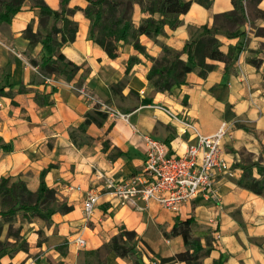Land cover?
<instances>
[{"label": "crops", "instance_id": "crops-1", "mask_svg": "<svg viewBox=\"0 0 264 264\" xmlns=\"http://www.w3.org/2000/svg\"><path fill=\"white\" fill-rule=\"evenodd\" d=\"M45 2L54 10L61 8L60 0ZM86 3V0H68L67 6L83 8ZM243 4L247 21L248 8L264 13V0L251 3L244 0ZM231 8V0H212L208 7L193 1L186 12L179 14L178 26L165 24L163 33L151 38L142 34L139 38L148 54L169 60L170 56L162 51L163 45L180 49L185 41L200 33L202 25H211L215 14ZM37 14L25 2L22 10L0 27V75L7 74L9 80L0 86L11 84L13 92L12 96H0V177L11 181L22 179L33 191L44 182L72 210L54 213L49 224L39 217L27 221L24 227L27 249L1 255L0 264H131L111 250L105 257H98L99 261L94 257L96 251H101L122 230L133 231L138 236L136 247L145 263L184 264L175 259L159 261V257H169L184 249L180 236L162 235V227L169 230L175 216L181 219L191 216L197 225L208 227L209 235L199 240L202 245H209L210 250L201 256L199 264H264V197L238 186L235 181L240 173L235 165L243 160L241 151L250 153L253 160L259 154L264 155V63L262 60L256 66L248 61L252 55L260 57L255 49L263 36L247 35L246 46L238 50L228 69L223 61L206 58L205 62L211 63L212 68L205 76H200L195 66L187 73L186 83L166 93L152 89L147 83L145 73L150 62L142 54L137 53L141 62L130 68L128 78H123L122 57L111 58L93 42L89 19L76 10L70 17L77 22L75 39L61 51L81 67L80 76L69 82L52 76L47 82L29 65H24L25 60L29 62V56H37L41 51L39 43H29L22 35L28 23L37 28ZM136 14L140 16L137 9ZM252 19L264 26L260 16L254 14ZM216 37L222 52L239 38L221 34ZM120 49L126 52V57L132 54L129 44L121 42ZM181 57L185 59L186 54ZM77 79L100 100L111 102L121 113H128L127 120L95 113L89 102L67 86ZM118 80L121 85L115 93L111 86ZM37 92L48 95L50 103H37ZM153 102L169 106L203 134H211L221 122L228 124L231 137L224 141L222 153L236 170L233 176L216 180L219 203L198 196L175 213L151 201L139 200L136 207L121 205L105 193L106 177L118 180L141 171L144 156L141 132L162 140L168 154H178L194 141L189 132L179 133L180 126L175 120L145 105ZM87 114L92 116V121L84 125V134H80L77 127ZM70 127L75 128L72 134L76 142L71 138ZM70 186H79L80 190H71ZM88 189L102 195L86 219L82 201ZM36 221L44 230L40 238L35 228L31 229ZM152 230L159 235L153 236L155 240L150 238ZM77 235L86 241L82 250L73 242L64 243ZM59 245L61 248H56Z\"/></svg>", "mask_w": 264, "mask_h": 264}, {"label": "trees", "instance_id": "trees-1", "mask_svg": "<svg viewBox=\"0 0 264 264\" xmlns=\"http://www.w3.org/2000/svg\"><path fill=\"white\" fill-rule=\"evenodd\" d=\"M193 1L208 7L212 0H86V6L83 8L68 7V0H60V10L52 9L45 0H0V26L3 23L8 24L14 14L22 10L25 2H29L30 8L38 12V26L33 29L32 22L28 23L22 35L29 43L41 45L40 54L29 56V62L36 67L37 74L42 79L56 76L71 81L80 76L81 67L67 59L61 48L74 41L78 27L77 22L70 17L76 10H81L90 21L91 39L103 48L107 55L113 57L115 50V45L108 41L109 37H115L118 41L129 44L133 49L134 53L129 54L125 60L123 78H128L130 68L141 62L137 54L139 53L150 62L145 73L149 86L156 91L170 93L186 83L187 73L195 66L198 67V74L205 76L212 68L211 63L205 62L206 58L223 61L225 69H228L234 62L238 50L244 48L243 31L239 29L247 21L244 0H231V10L215 14L211 25H202L200 33L185 41L180 49L163 45L162 51L170 56L169 60L148 54L139 36L143 34L151 38L161 34L165 24L172 28L178 26L179 14L186 12ZM246 1L251 3L258 0ZM136 9L140 16L135 22ZM258 14L264 15L263 12ZM223 18L233 23L235 27L222 33L216 20ZM220 34L227 37L239 36V38L222 52L219 49L220 40L216 37ZM184 53L185 59L181 57ZM248 61L252 65L259 66L262 59L252 55ZM115 85H121V82H116ZM6 87L8 89H5ZM11 87V84L0 86V96H12ZM35 100L39 104L50 103L48 95L38 92L35 94ZM91 121L92 116L87 114L84 122L77 127L80 134H84V125ZM74 130L75 128L70 127L71 138L76 142L72 134ZM235 166L240 169L235 179L237 185L264 197V159L261 154L255 160H242ZM0 206L2 216H14L22 210L24 219L29 221L33 217H39L46 224L51 222L54 213H66L72 210V206L60 201L55 189L44 182H40L38 188L33 191L24 180L11 181L8 177H0ZM129 234L134 232L122 230L117 236L113 235L107 243L109 250L120 258H126L131 264H148L143 260L142 252L136 247V243L127 242L126 235ZM162 235L166 238L180 236L184 249L169 257H159L161 263L175 259L184 264H199L201 256L207 255L210 250L209 245L204 246L199 240L200 237L209 235L208 227L197 225L191 216L184 219L175 216L169 230L162 227ZM2 245L3 242L0 241V257L3 255ZM56 248H61V245Z\"/></svg>", "mask_w": 264, "mask_h": 264}, {"label": "built area", "instance_id": "built-area-1", "mask_svg": "<svg viewBox=\"0 0 264 264\" xmlns=\"http://www.w3.org/2000/svg\"><path fill=\"white\" fill-rule=\"evenodd\" d=\"M249 30L250 24L246 21L242 29L245 37ZM28 63L26 62V65L37 72L36 67ZM51 79V77H44L47 82ZM69 86L84 101L96 106L107 116L127 120L128 113H121L105 101L97 99L91 95L86 86L77 87L72 83ZM145 105L156 108L175 120L180 126L179 133L189 132L194 141L187 143L180 153L168 154L162 140L141 132L144 155L141 171L118 180L106 177L104 179L105 193L111 195L121 205L136 207L139 200L145 203L151 201L175 213H179L185 203L198 196L219 203L220 196L217 192L216 180L219 177L233 176L236 170L225 160L222 153L224 141L231 137L228 124L221 122L214 132L203 134L196 125L183 117L180 118L169 106L159 102ZM69 189L78 191L80 187L70 186ZM101 195V192L94 189L85 191L82 201L84 218L87 219L92 215ZM72 242L78 248L86 246L85 239L79 235L73 238Z\"/></svg>", "mask_w": 264, "mask_h": 264}, {"label": "rangeland", "instance_id": "rangeland-1", "mask_svg": "<svg viewBox=\"0 0 264 264\" xmlns=\"http://www.w3.org/2000/svg\"><path fill=\"white\" fill-rule=\"evenodd\" d=\"M248 10H249L248 22L250 24V30H249L248 35L250 33H254V34H260V35L263 36V41L257 46V48L255 50L257 51V53L259 52V56L262 57L261 59L263 60V63H264V26H259L258 23L255 22L252 19V16L255 14V15L260 16V18H261L260 22L261 23H264V15L258 14L255 11V9H253V8H251V9L248 8ZM138 20H139V17L136 14V17L134 18V21L136 22ZM216 23L219 26L220 32H222V33L225 30H232L235 27L233 23L229 22L228 20H226L224 18L223 19L216 20ZM6 24L7 23H3L2 25H6ZM33 29H34V26H33ZM242 37H243V42H244V47H245L246 44H247V41H248V36L245 37L244 35H242ZM139 40H140V38H139ZM108 41L111 42V43H113L115 45L114 56L111 57V58L120 59V57H122L121 58L122 59L121 61H122L123 66H124L125 60H126V58L129 55L126 57V55H125L126 52L124 50L120 49L121 41H118L115 37H109L108 38ZM130 52L134 53L133 49H131ZM26 61L27 60H25V64L23 63L25 66H27L26 65ZM262 76L264 78V67L262 69ZM53 77L55 79H58L59 78V77L57 78L56 76H53ZM5 81H9L8 80V75L7 74L6 75L4 74V76H1L0 75V85H2L3 82H5ZM116 82H121V81L118 80ZM72 84L74 86H77V87L82 86V84L79 81V79H77V81L76 80L73 81ZM67 86H69L68 83H67ZM119 86L120 85H117L116 86L114 84L111 87H113V90L115 91V93H117ZM88 90L90 91L91 95H93L97 99H100L99 97L96 96V94L91 89H88ZM102 101H104V100H102ZM106 103L115 108V106L111 102H109V101L107 102L106 101ZM92 108H93V110H95L94 111L95 113H98V112H99V114H103L104 113V112L99 111L96 108V106H94V105H92ZM241 152H242V158H243L244 161H247V160L252 161L253 160L250 153L243 152V151H241ZM261 157L264 159V155L261 154ZM257 158L258 157H256V159ZM0 209H1V206H0ZM23 213H24V211L21 210V211H18L16 215L10 216V217L9 216H2V215H0V241L3 242L1 253H3V254H10V253H12V252H14L15 250H18V249L19 250H23V249H21L22 247L27 249V246H28V243H27V240H26L27 233H24V227L26 226L25 223L28 220H26V219H24L22 217V214ZM33 218L35 219L36 217H33ZM33 228H35L36 234L38 235L39 238L43 236V231L44 230L42 228H40V225H39V223L37 221L34 222V225H33V227L31 229H33ZM150 234L152 235L150 238L151 239L154 238L153 240H155L156 237H153V236H157L158 235V232L156 230L155 231L152 230V232ZM126 239H127V242L128 243H133L132 241H134L136 243V245H137L139 238H138V236L136 237L134 234H129V235H126ZM64 243H67L69 245L70 243H72V240L66 239V241ZM79 249L82 250L83 248H79ZM81 250H79V251H81ZM108 251H109V248H108L107 245H105L101 251H96L95 252L94 257H97V258L98 257H105V254ZM99 260H100V258H98V261ZM51 264H59V263H51Z\"/></svg>", "mask_w": 264, "mask_h": 264}]
</instances>
